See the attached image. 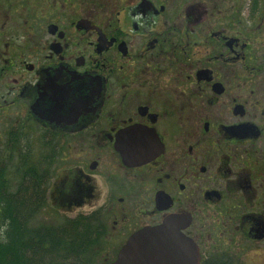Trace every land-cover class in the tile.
<instances>
[{"label": "flooded vegetation", "instance_id": "af4514ba", "mask_svg": "<svg viewBox=\"0 0 264 264\" xmlns=\"http://www.w3.org/2000/svg\"><path fill=\"white\" fill-rule=\"evenodd\" d=\"M1 121L0 162L63 216L20 246L69 232L70 264H264V0H0Z\"/></svg>", "mask_w": 264, "mask_h": 264}, {"label": "trees", "instance_id": "16d2710c", "mask_svg": "<svg viewBox=\"0 0 264 264\" xmlns=\"http://www.w3.org/2000/svg\"><path fill=\"white\" fill-rule=\"evenodd\" d=\"M2 170L3 164L0 165V264H45L47 261L48 264H70V256L77 253L79 242L69 232L66 235H52L51 243L47 246H20L16 243L22 226L29 223L40 210L43 199L41 184L33 173L29 174L25 169L22 176L32 175L33 178L21 179L20 187L16 183L14 189L10 190V183H6L2 177ZM65 238L73 244L66 245Z\"/></svg>", "mask_w": 264, "mask_h": 264}, {"label": "rangeland", "instance_id": "374dc122", "mask_svg": "<svg viewBox=\"0 0 264 264\" xmlns=\"http://www.w3.org/2000/svg\"><path fill=\"white\" fill-rule=\"evenodd\" d=\"M3 128V123L2 121L0 122V132L2 131ZM1 136V135H0ZM0 142H1V138H0ZM0 152H1V147H0ZM33 152V151H32ZM9 159L7 161L9 162H2L4 170H2V174H3V178L6 180V183H10V190L14 189V185H16L14 183V177L12 175L15 174V168L18 164L17 162V157H15V155L13 154V152H9ZM12 153V154H11ZM20 156H22V151H19ZM17 156V155H16ZM0 164V165H2ZM72 215L67 216V218H71ZM61 217L58 214H56L55 212H53V209L49 208H45L43 210H41L37 215H35V217L31 220L32 223H48L50 220H54L56 222H59Z\"/></svg>", "mask_w": 264, "mask_h": 264}, {"label": "water", "instance_id": "95a60500", "mask_svg": "<svg viewBox=\"0 0 264 264\" xmlns=\"http://www.w3.org/2000/svg\"><path fill=\"white\" fill-rule=\"evenodd\" d=\"M165 230V227H156L154 229L150 230H144L133 237L129 240L127 246L122 250L120 253V261H123L125 256L129 254V251L132 249V247L137 246L139 249H144L146 250L149 249H154L157 246V241L159 238V231ZM163 234H162V239H163ZM141 249V250H142ZM143 252V250H142ZM144 254H148V252H143Z\"/></svg>", "mask_w": 264, "mask_h": 264}]
</instances>
